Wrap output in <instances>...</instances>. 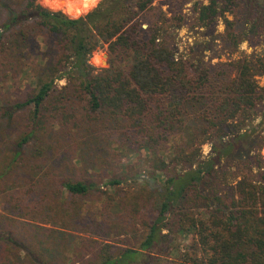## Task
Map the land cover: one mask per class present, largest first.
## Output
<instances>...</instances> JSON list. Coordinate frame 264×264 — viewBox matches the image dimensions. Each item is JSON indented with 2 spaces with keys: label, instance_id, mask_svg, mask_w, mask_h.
Instances as JSON below:
<instances>
[{
  "label": "trees",
  "instance_id": "16d2710c",
  "mask_svg": "<svg viewBox=\"0 0 264 264\" xmlns=\"http://www.w3.org/2000/svg\"><path fill=\"white\" fill-rule=\"evenodd\" d=\"M55 1L76 12L0 0V264H264V57L181 53L187 15L155 4L191 0H89L77 18ZM262 1H197L193 27L222 20L236 49L238 25L264 31ZM27 47L43 62L14 92ZM111 142L153 153L149 176L120 172Z\"/></svg>",
  "mask_w": 264,
  "mask_h": 264
},
{
  "label": "rangeland",
  "instance_id": "374dc122",
  "mask_svg": "<svg viewBox=\"0 0 264 264\" xmlns=\"http://www.w3.org/2000/svg\"><path fill=\"white\" fill-rule=\"evenodd\" d=\"M54 1V0H51ZM100 0H97L94 7H96L97 3H99ZM197 1L200 2H204L205 4H207V0H191L190 3L185 4V5H180L178 2H172L171 1H167L165 2L166 5H161V1H157L155 6L157 7H161L163 8L164 11L167 12V10H171L172 12H183L184 14L187 15V23H186V27H184V29H179L176 30V34H175V38H174V42L180 43L181 44V48H180V52L183 53L184 51L186 53H189V57L193 58L195 57V55H197L198 53L196 52H191L189 51V49L194 46L196 43L200 44L203 41H211V49L210 51H205L204 56L205 59L208 61L210 60L211 57H217L219 56V58L214 59L213 63L216 64H225L228 61H238L243 59L244 57H252V55H257V56H263L264 57V31H262V33L260 34V36L255 35V31H257V29L255 28V30H252V25L251 24H240L238 25L237 31L240 32L239 37H243L242 33H247L248 37L250 38L248 41H243L241 42L238 47L235 49L233 47V43L230 41H226L225 38L223 37V34L225 32L226 27L225 24L222 20H220L219 24L216 25L215 30L212 31H208L207 29H199V28H194V22H195V12L193 10V4ZM38 2L40 4H42L44 7H47L48 5H46L47 3L45 2V0H38ZM264 4V0L262 1ZM55 6H53L56 10L54 11H59L61 10L62 12H64L65 14H67L68 16L72 17V18H77L80 16L85 15L86 13H88L89 11H91L94 7H92L91 10H89L90 8V2L89 0H67L64 1V4L67 3V6L71 9L74 10L76 12H73L71 15L68 14L65 9H59L57 8L58 6V2L55 1ZM65 6V5H64ZM50 9V8H49ZM52 10V9H51ZM89 10V11H88ZM4 13L1 15L0 20L2 18H4ZM227 16L230 18V20H233L232 15L231 14H227ZM148 25L147 23H145L143 25V28H147ZM246 37V38H248ZM208 38V39H207ZM39 44L42 47L41 44V39H39ZM37 48V47H36ZM31 49L28 48L27 49H23L22 53L24 56L23 62L25 64V68H24V72L21 75L20 78L17 79V81H11L10 82V86L13 85L14 88H12V90L14 91V89H16L17 87H20L22 90H24L27 86H32L35 82V74L37 69L40 67V65L42 64L43 60L40 56L39 52H36L37 49ZM235 50V51H234ZM43 51V50H42ZM106 55H108V57H106ZM108 61H109V54H108V49L107 47H103L101 49H99L98 51H96L92 58H91V63L96 66L97 68H106L108 67ZM107 62V64L105 63ZM260 84L262 86H264V78H259L258 79ZM64 83V82H62ZM15 92V91H14ZM260 115L258 117V120L255 122V124L260 123V121L264 118V105L261 106L260 109ZM264 120V119H263ZM112 145V150L114 151V149L117 151V153H119L120 156V160L118 165H119V169L120 172L122 170H124V172H126L130 167L134 166L135 170L134 171H141L142 172V176H144L145 178L149 176V158L153 157V153L151 152H136L135 150H133L131 147H126L124 145H121L115 142H111ZM205 153H208V147L204 148ZM115 152V151H114ZM263 154H264V150H263ZM74 163L76 165H80V163L78 161H74ZM130 171V170H128ZM144 178V180H145ZM144 180H139L138 183L136 185L130 184H124L122 185L123 189H127L130 192H134L136 189H139L140 191L145 190V182ZM108 193L109 194H113L114 193V189L113 188H108ZM4 195L0 194V204L3 200ZM106 201L105 197H102V200L97 201V200H87L85 203H82L83 207H84V211L87 212V210H89L90 208H93L94 211H97V209H99L104 202ZM0 210L2 213V208L0 206ZM148 209L146 210L145 215L148 213ZM151 213L147 214V217H150ZM40 232L43 233L42 230H39ZM133 237V236H132ZM45 236H42L41 240H44ZM134 238V237H133ZM183 240V241H182ZM191 241V237L187 236L184 237L183 239H181V242H183L184 244H190ZM43 243V241H42ZM172 257L174 259H177L178 255L177 253H174L172 255ZM163 264H168L166 262H163Z\"/></svg>",
  "mask_w": 264,
  "mask_h": 264
},
{
  "label": "water",
  "instance_id": "95a60500",
  "mask_svg": "<svg viewBox=\"0 0 264 264\" xmlns=\"http://www.w3.org/2000/svg\"><path fill=\"white\" fill-rule=\"evenodd\" d=\"M106 57H108V55H106ZM107 64V62H105Z\"/></svg>",
  "mask_w": 264,
  "mask_h": 264
},
{
  "label": "crops",
  "instance_id": "0c3cea01",
  "mask_svg": "<svg viewBox=\"0 0 264 264\" xmlns=\"http://www.w3.org/2000/svg\"><path fill=\"white\" fill-rule=\"evenodd\" d=\"M47 7H49V6H47ZM50 8V7H49Z\"/></svg>",
  "mask_w": 264,
  "mask_h": 264
},
{
  "label": "built area",
  "instance_id": "2783aa9c",
  "mask_svg": "<svg viewBox=\"0 0 264 264\" xmlns=\"http://www.w3.org/2000/svg\"><path fill=\"white\" fill-rule=\"evenodd\" d=\"M0 212H1V210H0Z\"/></svg>",
  "mask_w": 264,
  "mask_h": 264
}]
</instances>
